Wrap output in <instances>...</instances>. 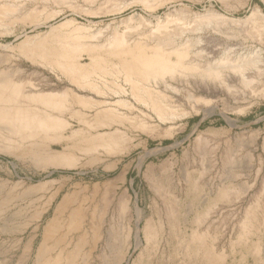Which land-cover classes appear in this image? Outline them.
<instances>
[{
    "label": "rangeland",
    "instance_id": "1",
    "mask_svg": "<svg viewBox=\"0 0 264 264\" xmlns=\"http://www.w3.org/2000/svg\"><path fill=\"white\" fill-rule=\"evenodd\" d=\"M5 8L13 13L0 20V84H25V96L73 91L107 99L117 112L100 121L97 108L77 105L85 122L94 123L85 128L64 111L72 130L52 150L67 148L75 162L60 169L33 165L29 140L0 124V264L19 263L32 230L24 225L38 205L48 210L42 231L73 192H81L77 202L88 209L84 230L76 232L86 235L85 264H264V31L260 20L249 19L255 8L264 14V0H0V14ZM31 11L38 23L20 20ZM27 38L30 49L42 42L46 51L21 48ZM177 47L195 62L203 53L209 64L229 53L244 62L243 71L189 73L168 80L171 88L149 83L170 111L159 117L129 91L126 105L117 103L122 96L113 77L94 78L109 84L97 94L76 87L54 65L118 64L119 50ZM72 131L79 133L67 140ZM40 138L32 142L41 144ZM109 184L106 195L93 193ZM137 227L142 245L136 248ZM40 242L41 236L26 264H34Z\"/></svg>",
    "mask_w": 264,
    "mask_h": 264
},
{
    "label": "bare ground",
    "instance_id": "2",
    "mask_svg": "<svg viewBox=\"0 0 264 264\" xmlns=\"http://www.w3.org/2000/svg\"><path fill=\"white\" fill-rule=\"evenodd\" d=\"M142 3L144 4V2ZM12 11L13 9L5 8L2 14H0V20L2 16L6 17L5 15ZM49 16H47L45 19H51ZM39 19L40 15L35 11H31V13L23 15V17L20 18V20H28L29 23L32 24L35 22L38 23ZM249 19L260 20V26L264 31V14H262V11L259 8L252 10ZM5 26L7 27V25ZM31 40L33 39H25L20 47H29V52L31 49L44 51V45H42L40 39L39 41L41 43H38V45L36 44V47H32L30 49V43H32ZM183 48L177 47L169 53H162L159 49H156L151 54H146L145 51L142 50H119L115 52V57L120 56L121 58L118 64L114 63L108 65L101 59L98 60L101 62H92L87 66L62 63L56 60L54 65L56 69L68 77L71 83L76 85V87L80 89L92 90L97 94H102L105 89H108L109 84L99 85L95 83L94 78L102 79L105 77H113L116 80H121L123 81V84H121L119 81H116L115 83L112 82V84L115 86L114 92L122 96V98H120L117 103L126 105L123 97L127 94V91H129L137 101L150 106V109H153L160 117V115H168L170 111L167 109V106L163 104L164 101L162 100L160 93L156 90L157 88L148 87L149 83L159 84L161 82L165 87L171 88L168 80H173L177 76H185L189 73H200L205 76H213L223 68H231L240 71L244 68V62L237 63V60L235 62L232 61L229 53L224 54V57L220 58L218 61H215L214 64H209L207 58L205 59L206 55L203 53L195 54V57H197L200 61L195 62V60L189 59L188 51ZM34 55L35 54H33V56ZM24 85L25 84H16L9 80L0 84V124H2L5 129H8V131L14 137L21 138V140H29V158L31 159V163L36 167L60 169L73 166L75 161L69 156L67 148L65 149L64 147H61L62 152L60 153L53 152L52 150V144H62V141H66L61 139V134L72 130V123L62 118V113L64 111H68L71 119H79V122L77 123L82 124L85 128H92L94 123L85 122V115H83L84 113L74 110V107L77 105H81L84 108L90 109L94 107L97 108L98 110L95 118L99 119L100 121H105L108 115H113L117 112L111 108L109 102H107V99L99 101L89 96L77 95L73 91L48 94L36 93L25 96L23 93L25 88ZM126 86L129 88V90L126 89ZM26 101L42 105L43 108H45V111H39L38 108H33L32 106L26 105ZM84 131L85 130L83 129L80 131V133L72 131V136L67 140H73V137L78 133H83V135L86 137L87 134ZM13 136H11V139L14 138ZM38 137H41L39 140L41 144H39V142H32ZM11 139L8 138L7 141L10 142L12 141ZM104 143H101L103 147ZM46 144L49 145L47 146ZM109 145L110 144L106 143L105 147H109ZM1 147L6 150L12 149V145L10 143H5ZM43 186L44 185H41L36 189L37 191L34 190L32 192H35L34 194L41 192L43 190ZM110 187L112 186L109 184L103 190L94 188L93 193L96 192L98 194L103 192L102 194L106 195V193L110 190ZM80 193L73 192L70 195L64 197L56 207L52 218L49 219L42 228V231H40V221L48 210L44 211V208H42L41 205H38V208H35L34 211H32L28 218V222H26L24 225V228L29 226L32 228L30 240L27 245L23 247V251L20 252L22 254L20 260L18 259V264L27 263L32 254L33 243L39 236H41V242L38 246V249L36 250L34 264H85L86 255L84 248L86 246V235L82 234L81 236H77L76 234V232H81L84 230V222L88 214V209H86L87 207L84 208L83 204L81 205L79 202H77ZM32 203H35V201ZM105 205L106 203H104V206ZM125 208L126 205L124 202H120V211H124ZM136 212L138 223L140 221L141 215L138 209H136ZM139 229L140 228L137 227L136 248L142 245V241L139 236ZM11 234L13 233L11 232ZM20 242L21 240H19V243ZM53 253L56 254L54 258H52ZM205 254L207 256L206 250ZM208 255H210L209 252Z\"/></svg>",
    "mask_w": 264,
    "mask_h": 264
},
{
    "label": "trees",
    "instance_id": "3",
    "mask_svg": "<svg viewBox=\"0 0 264 264\" xmlns=\"http://www.w3.org/2000/svg\"><path fill=\"white\" fill-rule=\"evenodd\" d=\"M250 118H245V120H249ZM194 120H196V119H194ZM165 143H168V142H165Z\"/></svg>",
    "mask_w": 264,
    "mask_h": 264
}]
</instances>
